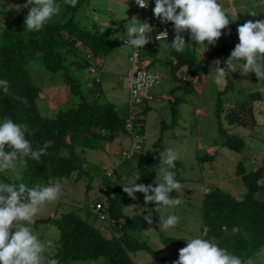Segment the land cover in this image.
Instances as JSON below:
<instances>
[{
  "label": "trees",
  "instance_id": "obj_1",
  "mask_svg": "<svg viewBox=\"0 0 264 264\" xmlns=\"http://www.w3.org/2000/svg\"><path fill=\"white\" fill-rule=\"evenodd\" d=\"M14 1L18 5L27 2V0ZM58 4L61 8L60 13L50 19L41 31L28 30L19 16L14 17L5 28L0 30V79H6L10 86L7 94L0 88V123L7 117L14 123L27 124L33 134H26V139L31 142L33 150L44 148L47 153L42 155L39 161L25 158L27 163L23 164L20 183L34 187L39 183L46 185L49 179L60 180L73 176L74 181H86V187H89L90 182L100 173L99 186L104 187V195L108 198L107 218L102 222L107 224L112 236L109 239L103 237L87 222L89 211L83 216L71 211L61 214L56 219L51 218L50 222L58 231L53 257L59 261V264L76 261L93 262L98 259H101V264H136L130 256L137 251H144L152 260L158 261L159 258L154 255L145 241L138 240L144 227L142 216L126 213L134 205V199L123 192L122 186L129 184L118 185L111 180L113 169L109 177L98 168L96 169L98 172L95 171L96 175L93 174L92 171L95 170L93 166L76 152L78 149L103 152L106 143H111L119 135L129 134L125 125L127 112L125 117H119L113 104L98 102L95 98L89 99L91 96L89 92L93 95L96 91L95 86H98L99 78L97 82L85 79L90 84L88 93H83L80 89L79 74L89 66L81 51L89 53L93 58L101 59L113 49L112 41L105 32L87 28L86 24L79 26L75 23L76 11L84 5H89V0H78L75 7H72L69 1ZM121 22V20L117 21L113 26H120ZM236 23L237 26H241L245 22L237 17ZM233 27L231 26V30L234 29ZM221 32V37L214 44L209 45L205 59L201 63L196 57L194 42L192 48L186 46L182 53L171 48L172 40L168 43L169 59L159 63L161 67L169 68L170 78L179 83L174 92L181 91V94L176 97L174 92L170 93L172 101L176 100V102L169 107L171 123L169 126L162 125L158 138L152 144L153 148L158 147L159 144V148L154 149L151 154L139 156L136 160V168L150 174V177L137 180L135 183L147 185L150 182L152 185L154 179L152 171L144 170L143 167L148 162L157 164L161 153L163 131L176 125V113L173 107L184 103V97L187 98V94L193 92L194 88L188 80L176 78V73L184 68L182 76L189 79L196 77L198 80L200 75L209 70L210 63L219 56L223 57L220 68L225 66L234 46L230 45L223 36L224 29ZM33 63L40 64L51 75L60 73L69 93L78 98L77 102L64 111H58L53 118L42 117L35 104L38 88L32 84L27 73V67ZM74 73L78 76L75 77ZM227 76L228 74L224 75V78ZM259 79L262 80V76ZM230 87L231 82L227 79L221 92L217 93V97ZM17 96L26 97L27 104L17 100ZM250 96L253 100L258 98L257 93ZM148 111L149 107L144 106L142 113L146 114ZM214 116L216 130L224 140L223 146L240 154L243 147L242 139L236 135H228L221 125V120L232 125L237 121L236 117L230 112L221 115L219 98L216 101ZM131 126L132 134L141 138L144 120L135 118ZM8 150L6 146L5 151ZM121 153L122 151L115 154L118 160L115 166L125 163L130 158L122 160ZM175 163L178 165L177 162ZM263 170L262 166L252 171L243 170L242 167L236 168L235 175L240 178L245 188V193L240 199L235 200L221 189L214 187L208 188L211 190L208 193L203 190L201 192L199 219L203 237L205 240L216 241L219 247L240 257L243 264L247 262V258L255 256L264 247V198H256V195L262 192L257 182ZM3 182L7 181L3 179ZM96 201L97 199L93 200L92 206ZM229 229H235V234L229 238L232 242H228L229 239L222 241L223 232ZM160 241L164 246L171 247L175 259L179 258V250L183 248L182 240L162 236Z\"/></svg>",
  "mask_w": 264,
  "mask_h": 264
},
{
  "label": "rangeland",
  "instance_id": "obj_2",
  "mask_svg": "<svg viewBox=\"0 0 264 264\" xmlns=\"http://www.w3.org/2000/svg\"><path fill=\"white\" fill-rule=\"evenodd\" d=\"M68 1L57 0V3ZM252 3L250 1L249 5L247 4L246 11L255 10L258 15L252 17L245 12V16L242 15L244 21L264 20V7H261V4L253 5ZM261 3L264 4V2ZM17 5L14 0H0V30L5 28L16 16H19L24 24L30 8L19 5L21 7L17 9L15 7ZM74 16L77 25L86 24L87 28L97 29L99 32H105L106 34L109 30L107 29L108 23L114 25L115 22L122 20L121 26L118 27L119 32L114 42H112L113 50L107 54V57L105 55L101 57L102 62L98 68L100 82L98 86H95L96 91L93 95L92 92H89L90 84L88 80H84L85 70L79 74L81 76L79 81L81 91L83 93L89 92L91 95L89 96L90 100L95 98L98 102L113 104L119 117H125L126 112L132 114L127 105L129 91L126 88L127 82L124 78L127 71L126 58L129 50L120 45L119 39L124 34L123 29L134 16L140 20L141 12L133 8L129 0L122 3L118 0H89V5L81 7ZM229 30L228 38L232 46L235 47L239 43L238 36L235 29L231 30L230 24L227 28V31ZM183 35L186 43H188L187 47L192 48L193 42L195 43L196 57L199 63L203 62L206 56L205 53L208 51L209 45L212 44L208 45L207 41L197 44L191 40L188 31ZM223 36L225 37L224 34ZM173 39L174 35L168 41L171 42ZM111 40L113 41V39ZM164 43L167 46V43ZM155 52L158 55L159 59L157 60L159 62L169 59L165 48H157ZM222 62V56L214 59L210 63L209 70L200 75L198 80L196 77L189 79V77L182 76L184 68L180 69L178 74L176 73V78L188 80L194 88L193 92L187 94V98L184 97V103L173 107L176 113V125L163 131L160 143L162 145L161 153L157 164L148 162L143 168L152 171L154 179L151 183L153 187H156V183L164 182L161 169L168 167L164 163L163 154L169 147L178 149L182 158L175 161L178 164L175 163V168L169 170L175 172V179L184 185V189L182 194L173 190L170 195L173 198L180 197L183 203L179 206L167 207L165 212L164 208L166 206H157L155 202L151 201L145 202L142 193L140 195L134 194L136 197L134 205L126 213L127 215L140 214L142 216L141 220L144 227L138 240H144L154 255L159 258L158 261H154L144 251H137L130 256L136 264H173L177 260L175 259V253L171 247L164 246L160 238L163 236L182 240L183 248L187 246V241L192 238L200 237L203 239L204 235L199 219L202 190L211 187L219 188L235 200L240 199L245 193V188L240 178L235 175L236 168L242 167L243 170L252 171L262 166L264 169V82H262L264 76L261 80L256 78L255 73L250 72L247 75H241L237 71L228 73L227 78H224L217 71ZM149 69L158 73L160 83L153 89V97L147 103L149 111L143 114L141 106L136 111V113L142 114L141 118H138L135 114L136 118L144 120L143 135L141 138L136 136L134 139L138 141V144H134L135 141L131 140V135H119L116 140L105 144V152L88 149L76 150L87 163L93 166V169H95L92 171L93 174L96 175L98 170H102L101 172L104 173L113 169L114 173L111 174L110 178L118 185L131 184L137 180L150 177V174L136 168V160L139 156L151 154L154 149L159 148V144L156 148H153L152 144L158 138L162 125L169 126L171 123L169 107H172V103L176 100L172 101L170 93L178 88L179 83L170 78L169 68L160 67L158 62L154 63V66ZM27 73L32 84L38 88V97L35 104L42 117L53 118L58 111H64L77 102L78 98L69 93L62 82L60 73L51 75L38 63L29 65ZM74 76L77 77L78 74L74 73ZM227 79L230 80L231 87L217 97V93L221 92ZM252 93H258L259 99L250 103L249 99H251L250 95ZM179 94H181V91L174 92L176 97ZM218 98L221 105V115L230 112L236 117L237 121L235 122L234 119L235 123L232 125H228L223 120H221V125L228 135H236L242 139L243 147L240 154L223 146L224 140L216 130L214 109ZM132 149H135L136 152ZM120 151L126 153L129 151L130 158L125 163L115 166L118 160L114 154ZM97 168L98 170H96ZM23 169V164H18L15 168L0 172V182L5 179L7 182L3 183L21 184ZM99 175L100 173L96 177L94 176L95 178L90 182L89 187H86V181H74L73 176L60 180L49 179L46 182L45 186L59 183L62 195L55 202H47L41 208L35 218V223L31 227L39 234L38 238L41 241L51 242V246L44 253L49 259H54L55 239L58 236V231L50 222V219H56L63 213L74 211L78 216H83L86 211H89L90 215L87 222L97 229L103 237L109 239L112 236L107 224L97 220L91 213L93 200L99 199V183L101 182ZM257 184L261 186L262 192L257 194L256 198H264V170ZM162 214L164 219L169 215L178 216L180 218L179 223L175 227L164 228L163 220H161ZM147 217L151 219V224L146 220ZM229 240L228 242H232V239ZM246 261L245 264H264V247L258 254L247 258ZM101 263V259L93 262H70V264Z\"/></svg>",
  "mask_w": 264,
  "mask_h": 264
},
{
  "label": "clouds",
  "instance_id": "obj_3",
  "mask_svg": "<svg viewBox=\"0 0 264 264\" xmlns=\"http://www.w3.org/2000/svg\"><path fill=\"white\" fill-rule=\"evenodd\" d=\"M118 1L122 3L125 0ZM129 1L133 8L141 12V18L138 20L134 16L130 20L131 22L125 26L126 29H123L124 34L121 35L119 42L121 46H124L121 41L128 38L125 40L126 44H130L135 49H142L151 42V33L153 32L151 24L146 21L142 22L145 16L142 9L148 7V0H135L138 7L142 9L134 7L132 0ZM77 2L78 0H69L72 7H75ZM151 2L150 12L148 13L150 18H159L161 23L171 22L174 33L168 36L167 30L160 31L154 37L158 42L153 47L146 46L139 57L141 70L147 74L155 75L158 79L150 91V98L138 106V109L141 106L142 110L153 97V89L160 83L158 73L149 69L154 66V63H159V60H157L159 59L158 55L155 52L159 48V44L166 42L168 46V40L174 35L170 46L176 52L182 53L188 45L183 35L186 31L190 33L191 40L197 44H202L205 41L208 42V45L214 44L221 37L222 29H224L225 35L228 33L225 28L232 21L228 15V7H226V4L231 5L232 0H151ZM30 5V10L24 20L25 27L30 31H41L46 23L61 11L57 0H27L23 7L28 8ZM15 7L19 9L21 6L17 5ZM246 12L252 17L258 15L255 10H247ZM108 24L110 26L107 25V29H109L107 35L114 42L119 32L118 27L121 25ZM237 33L239 43L231 51L225 66L223 68L218 67L217 71L221 76L237 71L241 75H247L251 72L255 73L258 78L264 76V20H249L238 26ZM124 47L128 48L127 46ZM82 52L84 55L85 52ZM129 56L130 50L126 58L127 71L124 78L131 67L128 62ZM93 59L98 62L100 67L102 59ZM84 70V80L92 81L86 75V69ZM97 78L99 77L97 76ZM9 87V82L6 79H0V88L6 94L9 92ZM16 99L27 104L26 97L17 96ZM257 99H259V94ZM249 101L251 103L253 99L251 98ZM141 115L136 114L138 118H141ZM131 130H129L128 135H131L130 138L135 141L134 144H138V141L134 140L136 135L134 136ZM26 134H33L27 124L14 123L12 119L7 117L0 123V172L15 168L18 164L26 165L27 160L25 158L39 161L42 155L47 154L44 148L33 150L31 142L26 139ZM6 146L9 149L8 151H5ZM132 150L136 151L135 149ZM163 156L164 163L168 166L161 169L163 183H156V187L143 183H132L122 187L123 192L132 199H136L135 193H142L145 202L151 201L155 202L157 206H166L164 208L166 212L167 207H175L183 203L180 197L173 198L170 193L175 190L182 194L184 185L175 179V172L169 170L175 168V161L182 158L180 151L169 147ZM203 191L208 193L211 190L204 188ZM61 195L62 190L59 183L47 186L38 184L34 187H28L24 183L16 185L0 182V264H59L58 260L49 259L44 255L48 247L51 246V242L41 241L38 238L39 234L33 230L31 225L35 223V218L41 208L47 202H55ZM146 220L151 224L152 221L149 217ZM161 220H163L164 228L167 229L175 227L180 218L169 215L164 219L162 214ZM229 230L235 232V229ZM173 264H243V261L240 257L232 255L226 249L219 247L216 242L205 240L204 237L203 239L195 237L188 240L187 246L179 250V258Z\"/></svg>",
  "mask_w": 264,
  "mask_h": 264
},
{
  "label": "built area",
  "instance_id": "obj_4",
  "mask_svg": "<svg viewBox=\"0 0 264 264\" xmlns=\"http://www.w3.org/2000/svg\"><path fill=\"white\" fill-rule=\"evenodd\" d=\"M151 0H148V7L147 8H139L138 5L135 3V0H132V4L134 7L142 9L145 13L144 19L142 22L146 21L153 26V32L151 33L152 40L150 43L145 45L142 49H135L130 44H126L125 40L123 39L121 43L124 46H127L130 50V56L128 58V62L130 63V70L125 76V80L127 82L126 88L129 91V101H128V108L132 111V114L127 113V118L125 119V125L128 130L132 129L131 122L136 118L135 114L138 110V106L148 98H150V91L152 87L157 83L158 79L153 74H147L139 67V57L144 52L146 46H154L156 42L155 35H157L162 30L168 31V36L171 33H174V27L171 22L161 23L159 18L154 17L155 19H151L148 13L150 12L151 8ZM85 60L88 62L89 66L86 68V75L93 81L97 82L98 76V62L93 59V57L85 53L84 54ZM135 136V135H134ZM135 139V137H134ZM121 159H128L129 154L126 152H122L120 154ZM111 174V170L105 173V176H109ZM99 191V199L94 203L92 206V213L93 216L99 220L103 221L107 218L106 210L108 209V198L104 195V187L100 188Z\"/></svg>",
  "mask_w": 264,
  "mask_h": 264
},
{
  "label": "crops",
  "instance_id": "obj_5",
  "mask_svg": "<svg viewBox=\"0 0 264 264\" xmlns=\"http://www.w3.org/2000/svg\"><path fill=\"white\" fill-rule=\"evenodd\" d=\"M250 1H252L253 3V5H259V4H261V7H264V4H262L261 2H264V0H232V3H231V5L229 6V5H227L226 4V7H228V15H229V17L231 18V22H230V25L231 26H234L233 28L235 29V31H236V35L238 36V33H237V28H238V26H237V24H236V20H237V17H240L241 19H242V21H244V19H243V17H242V15L243 16H245L244 14H245V12H246V9H247V7H248V5H249V3H250ZM121 3V2H120ZM248 4V5H247ZM233 17H235V18H233ZM245 22V21H244ZM228 28V26L225 28V29H227ZM229 34H230V30L228 31V33H226V40H227V42H229L230 44H231V42H230V39L228 38V36H229ZM228 38V39H227ZM235 40V39H234ZM232 45V44H231ZM166 45H165V43H161V44H159V48H165L166 50H167V52H168V48H167V46L165 47ZM117 139V138H116ZM115 139V140H116ZM103 152H105V151H103ZM116 154V153H115ZM114 154V155H115ZM99 159V158H98ZM103 160H104V158H102ZM99 161V160H98ZM101 161V160H100Z\"/></svg>",
  "mask_w": 264,
  "mask_h": 264
},
{
  "label": "water",
  "instance_id": "obj_6",
  "mask_svg": "<svg viewBox=\"0 0 264 264\" xmlns=\"http://www.w3.org/2000/svg\"><path fill=\"white\" fill-rule=\"evenodd\" d=\"M235 232L233 230H227L224 232V234L222 235V240L226 239L227 237H230L231 235H233Z\"/></svg>",
  "mask_w": 264,
  "mask_h": 264
}]
</instances>
